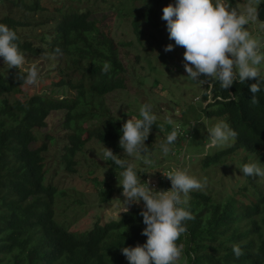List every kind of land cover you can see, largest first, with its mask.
<instances>
[{
  "label": "trees",
  "instance_id": "obj_1",
  "mask_svg": "<svg viewBox=\"0 0 264 264\" xmlns=\"http://www.w3.org/2000/svg\"><path fill=\"white\" fill-rule=\"evenodd\" d=\"M85 1L90 0H76L74 11L67 10L65 2L60 1L51 22H46L54 24L53 29L39 37L41 45L36 47L22 32L32 25L31 15L49 11L43 0H0L5 8L0 23L17 32L21 52L34 58H56L61 76L56 86L76 93L64 99L25 96L21 77L26 73L9 69L0 58V264H128L120 248L142 245L147 240L141 235L146 227L139 215L141 207L85 233L72 232L60 224L56 213L59 191L46 183L49 147L45 143L34 148L38 142L36 131L47 127L54 112H64L62 128L69 137L61 163L67 172L77 173V157L93 141L117 157L123 150L119 145L123 121L112 115L106 97L127 89L129 69L121 57L122 45L104 25V19L79 6ZM142 1L145 4L132 11L139 14L133 22L135 31L140 35L143 21L160 31L164 0ZM226 1L234 7L239 4L238 0ZM258 10L259 20L264 22V0H260ZM124 15L121 11L118 14L121 18ZM57 48L62 55L55 52ZM105 63L110 65L108 73L103 72ZM256 82L235 83L227 91L215 80L210 83L204 96V101L213 100L206 107L207 116L224 120L238 136L231 149L207 156L202 163L204 169L240 151L254 154L264 164V91L257 94L259 103L252 104L254 94L249 88ZM230 95L236 99L229 100ZM213 107L215 110H211ZM164 130L163 123L156 120L151 133L164 134ZM180 141L177 137L176 145ZM108 163L120 168L111 160ZM141 174L137 171L139 178ZM161 184L170 187V181L163 176ZM100 187L101 202H112L116 188L108 182ZM119 191L123 193V188ZM241 193L248 201L231 195L217 201L201 191L190 193L186 207L194 219L186 222L187 232L178 241L184 245L187 264H264V188L257 199L250 198L248 187ZM234 244L242 248L243 255L238 259L232 251Z\"/></svg>",
  "mask_w": 264,
  "mask_h": 264
},
{
  "label": "rangeland",
  "instance_id": "obj_2",
  "mask_svg": "<svg viewBox=\"0 0 264 264\" xmlns=\"http://www.w3.org/2000/svg\"><path fill=\"white\" fill-rule=\"evenodd\" d=\"M62 0H43V5L49 11L43 14H33L32 25L23 29L22 34L31 40L36 47H40V38L44 34H49L54 24L51 22L52 12L56 7H60ZM66 9L74 11L77 8L76 0H63ZM79 2V1H78ZM175 0H164L161 5V30L154 28L145 21L141 22L140 35L135 31L134 21L139 18L135 14L136 8H140L142 0H90L80 2V7H85L92 11L99 19H104V25L109 27L113 37L122 46L120 53L122 60L129 69L127 89L117 91L106 97V103L111 109L114 117L122 119L125 123L132 116L139 117V110L142 105L150 103L153 112L165 126L164 134L150 133L146 145L148 155L153 158L154 165L150 168L143 166L141 160L134 157H127L124 150L119 154V158L133 163L137 171L141 172V182L145 179L149 182V187L153 191L170 190L161 184V171L184 168L188 173L199 179L204 187L200 190L211 195L215 200H225L229 195L239 201H248L241 189L250 188V198L257 199L264 186V177H245L240 171L242 165L252 161L264 164L252 153L240 151L234 156L228 157L223 163L210 169L202 167L207 156H214L217 153L231 149L235 140L221 145L210 151L205 150V144L209 139L207 128L214 125L220 119L209 118L205 112L208 104L213 102L211 98L204 101L211 78L201 77L204 83L197 84L188 80L184 71V52L181 46H176L171 52H165L168 44L175 42L169 39L167 22L162 19L163 8L174 4ZM224 2L234 7L230 2ZM235 6L243 9L245 1L238 0ZM148 4H146L147 6ZM125 15L121 18L119 12ZM129 11L133 15H129ZM4 6L0 4V14L3 16ZM55 14V13H53ZM57 14V13H56ZM135 17V18H134ZM42 23V24H40ZM45 23V25H44ZM249 31L254 37L262 42L261 51H264V31H261L258 24L249 26ZM26 66L36 64L40 72V82L36 86H26L25 96L48 95L64 99L75 97L76 93L69 88H58L60 82L59 63L56 58L49 55L34 58L25 56ZM3 65H5L3 63ZM259 70L264 75V64ZM196 95L201 96L199 104L193 102ZM206 104V106H202ZM211 110H215L213 107ZM65 113L54 112L47 121V127L36 131L38 142L34 148L43 144L49 147L46 154L47 161V184L56 186L59 194L57 196V220L66 226L70 231L85 233L92 230L97 224H106L118 220L125 208H143V202L129 205L126 197L120 193V168L112 166L108 160L103 159V148L101 143L93 141L77 157V173L72 174L66 171L61 163L64 148L68 145L69 133L62 128ZM171 120L172 123L168 121ZM176 128L181 141L178 145L174 142L173 151L164 156L159 150V142L166 139L171 130ZM51 138V140H49ZM151 145V147H150ZM108 149V148H107ZM249 158L247 161L246 159ZM170 181V180H169ZM112 184L117 193L112 202L103 204L101 202L100 187L103 183ZM191 193V192H190ZM190 193L187 199L190 196Z\"/></svg>",
  "mask_w": 264,
  "mask_h": 264
},
{
  "label": "clouds",
  "instance_id": "obj_3",
  "mask_svg": "<svg viewBox=\"0 0 264 264\" xmlns=\"http://www.w3.org/2000/svg\"><path fill=\"white\" fill-rule=\"evenodd\" d=\"M259 4L260 0H247L240 9L227 5L224 0H175L174 4L163 8L162 19L167 22L169 39L175 42L168 44L164 51L183 47L186 50L183 64L186 78L197 84L205 82L201 77L211 78L227 91L235 83L257 80L249 85L254 94L251 103L257 104V94L264 91V75L258 67L264 64V51H261L262 42L252 35L249 26L258 24L264 31V22L259 20ZM17 41V32L0 23V58L9 69L18 68L26 73L21 77L22 87L36 86L40 82L38 67L36 64L26 66L25 55ZM55 52L63 54L59 48ZM109 70L110 65L105 63L103 72L108 73ZM228 99H236V96L230 95ZM193 102L199 104L201 96L196 95ZM139 117L132 116L123 123L119 145L127 157L141 160L143 166L150 168L154 160L147 154L146 141L157 120L152 104L142 105ZM168 122L172 123L171 120ZM207 131L206 151L227 144L238 136L224 120L209 125ZM177 137L178 130L174 128L166 139L159 142V150L164 156L173 151ZM103 159L113 161L122 169L120 185L126 203L143 202L144 205L139 215L146 226L141 235L147 240L142 245L120 248L128 264H187L184 245L178 243L187 232L186 222L194 219L186 207L187 197L190 192L202 189L204 184L186 169L175 168L164 174L171 182V189L153 191L149 182H141L133 163L120 159L107 148H103ZM240 171L245 177H264V168L257 162L244 163ZM232 251L237 259L243 255L239 244H234Z\"/></svg>",
  "mask_w": 264,
  "mask_h": 264
},
{
  "label": "built area",
  "instance_id": "obj_4",
  "mask_svg": "<svg viewBox=\"0 0 264 264\" xmlns=\"http://www.w3.org/2000/svg\"><path fill=\"white\" fill-rule=\"evenodd\" d=\"M168 171H170L169 169L167 171H164L163 174H166ZM164 178H167L165 175H164Z\"/></svg>",
  "mask_w": 264,
  "mask_h": 264
}]
</instances>
